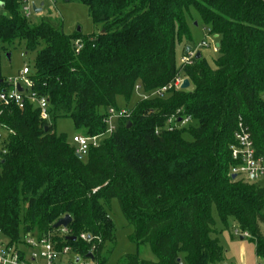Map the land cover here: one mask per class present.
<instances>
[{"label": "trees", "instance_id": "16d2710c", "mask_svg": "<svg viewBox=\"0 0 264 264\" xmlns=\"http://www.w3.org/2000/svg\"><path fill=\"white\" fill-rule=\"evenodd\" d=\"M63 1L84 5L100 30L66 34L50 14L33 23L18 0H1L0 51L16 42L36 51L29 90L48 102L46 120L28 100L21 109L0 102V122L12 131L0 146L3 236L14 242L46 234L69 215L77 240L66 243L82 259L96 244L95 263L104 264L106 244L115 241L109 214L115 199L132 229L128 240L136 249L148 244L155 256L126 254L117 264H221L214 207L224 227L231 218L249 235L264 264V189L230 174L239 122L264 156V0ZM189 8L219 38L213 68L201 55L190 66L176 64V44L189 37ZM179 73L190 89L125 107L129 115L86 156L78 158L55 132V121L65 118L79 134H102L116 97L129 99L136 86L149 93ZM6 89L0 69V92ZM177 112L195 126L167 132L165 121ZM80 234L102 242L82 241Z\"/></svg>", "mask_w": 264, "mask_h": 264}, {"label": "built area", "instance_id": "2783aa9c", "mask_svg": "<svg viewBox=\"0 0 264 264\" xmlns=\"http://www.w3.org/2000/svg\"><path fill=\"white\" fill-rule=\"evenodd\" d=\"M18 1L21 4L20 10L22 15L29 19L33 13L32 5H36L35 0ZM2 11L0 0V13ZM208 31L211 33L210 28ZM81 46V41L76 39L74 41L76 53L79 52ZM207 46V43L202 41L198 47ZM196 53L195 50L190 48L186 54H182L179 60L180 67L192 65ZM30 75V67L24 64L16 77L7 78L8 89L0 92V102L4 106L14 105L21 109L26 100H28L39 110L40 119L46 120L48 119L47 99L39 97L35 92L29 90L32 85ZM184 78L179 73L167 85L144 94L142 99L163 97L170 90H181L180 87ZM17 85L22 88V91L17 90ZM136 88L138 87L136 86ZM128 115L129 111L125 108L108 107L103 119L106 128L102 134L94 136L73 135L71 144L75 146V153L81 157L86 156L90 148L97 147L104 137L113 133L118 119L125 118ZM191 120L190 116H181L177 112L167 118L164 128L167 132H172L176 128L187 126ZM158 132L159 130L156 129L155 133L157 134ZM9 133H12V131L0 122V146ZM234 142L231 148V157L235 161V164L230 168V174H235L237 177L248 181L264 177V156L257 154L250 134L242 122L238 123V127L234 133ZM236 233L243 236V238L249 237L247 233H241L240 231ZM68 236H73L69 227L60 226L46 234L38 235L30 233L21 236L17 241L11 242L9 238L3 236L0 230V264H74L76 257L79 258L77 264H96L95 260L82 259L79 255H76L72 247L66 243ZM75 238L77 240V236ZM79 239L88 243L94 240L97 241V244L102 242L99 236H91L89 234H80ZM89 252L95 256L97 245L93 244ZM63 260L65 261L63 262Z\"/></svg>", "mask_w": 264, "mask_h": 264}, {"label": "rangeland", "instance_id": "374dc122", "mask_svg": "<svg viewBox=\"0 0 264 264\" xmlns=\"http://www.w3.org/2000/svg\"><path fill=\"white\" fill-rule=\"evenodd\" d=\"M41 2H43L41 12H33L30 17L33 23L48 13L53 20L62 21L63 32L66 34L74 32L77 28H80L83 34H91L100 30V25L93 23L88 15L87 8L82 4L63 0H35V3L38 5ZM186 21L189 37L183 38L180 43L176 44L175 48V58L178 68L180 67L179 60L186 46L198 52L208 62L209 66L213 68L217 56L215 46L219 38L208 31L209 27L202 22L198 12L194 8H189L186 13ZM202 41H205L208 46L198 47ZM6 49L7 51H0V69L4 77H16L24 64H27L30 68L33 66L36 51L26 52L23 42H16L13 45L6 46ZM143 95L144 93L138 87L129 99L121 96L116 97V106L118 108H131ZM102 111L104 110L100 109V112ZM195 124L196 122L191 120L187 126L194 127ZM54 127L55 132L57 134H64L68 142H71V138L77 133L70 119H58L55 121ZM250 183L264 189V177L251 180ZM262 213L264 214V208ZM109 214L115 228V241L106 244V250L111 248V251L107 255V260L104 264H117L122 256L136 253L141 260L154 261L155 256L148 244L140 245L136 249V246L128 240V235L132 229L127 226L115 199L110 203ZM212 217L215 221L216 230V234L213 236L218 238L224 249V259L221 264L261 263V260L255 255L254 244L248 238L240 240V235L236 233L239 229L233 219H228L227 227H224L219 221L214 207L212 208ZM260 229L264 234V224L260 225Z\"/></svg>", "mask_w": 264, "mask_h": 264}, {"label": "water", "instance_id": "95a60500", "mask_svg": "<svg viewBox=\"0 0 264 264\" xmlns=\"http://www.w3.org/2000/svg\"><path fill=\"white\" fill-rule=\"evenodd\" d=\"M42 6H43V2L40 3V7H38V8L35 6V4H33L32 5L33 12L34 13L41 12V7ZM77 31L79 32L80 31V28H77ZM218 46H219V43L216 44V47H218ZM189 50H190V47L189 46H186L184 48L183 53L186 54ZM199 57H200V54L197 52L196 55H195V58L198 59ZM189 86H190V82H189L188 78H184L183 81H182L181 87H180L181 90H187L189 88ZM16 88H17L18 91H22V88L19 85H17ZM76 156L78 158H81V156L79 154H76ZM236 177L237 176L235 174H232L231 175V178L232 179H235ZM70 222H71V217L69 215H65L62 218L58 219L54 223L53 228L56 229V228H59L60 226L67 227L70 224ZM242 239H243V236H240V240H242ZM67 240H69V241H75L76 238H75V236H68L67 237ZM86 258L89 259L90 261H93L94 260V256L90 252L86 255ZM78 261H79V258L76 257V259L74 260V264H77ZM259 264H262V263H259Z\"/></svg>", "mask_w": 264, "mask_h": 264}, {"label": "crops", "instance_id": "0c3cea01", "mask_svg": "<svg viewBox=\"0 0 264 264\" xmlns=\"http://www.w3.org/2000/svg\"><path fill=\"white\" fill-rule=\"evenodd\" d=\"M35 6H36L37 8L40 7V5H38V4H36ZM183 51H184V49H183ZM183 54H184V53H183ZM6 79H7V78H6ZM188 89H190V86H189ZM141 99H142V98H141ZM75 134H79V133H75ZM85 258H86V257H85ZM86 259H87V258H86Z\"/></svg>", "mask_w": 264, "mask_h": 264}]
</instances>
